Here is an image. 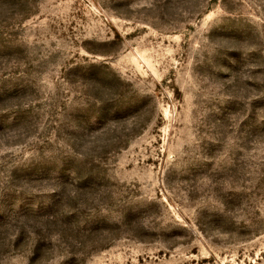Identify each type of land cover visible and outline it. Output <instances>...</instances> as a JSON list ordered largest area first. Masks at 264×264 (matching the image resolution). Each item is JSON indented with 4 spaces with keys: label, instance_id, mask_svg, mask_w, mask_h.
<instances>
[{
    "label": "rangeland",
    "instance_id": "1",
    "mask_svg": "<svg viewBox=\"0 0 264 264\" xmlns=\"http://www.w3.org/2000/svg\"><path fill=\"white\" fill-rule=\"evenodd\" d=\"M0 264H264V0H0Z\"/></svg>",
    "mask_w": 264,
    "mask_h": 264
}]
</instances>
